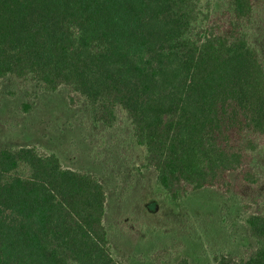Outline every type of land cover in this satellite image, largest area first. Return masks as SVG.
Wrapping results in <instances>:
<instances>
[{"label": "trees", "instance_id": "1", "mask_svg": "<svg viewBox=\"0 0 264 264\" xmlns=\"http://www.w3.org/2000/svg\"><path fill=\"white\" fill-rule=\"evenodd\" d=\"M254 11V0H0V83L66 87L98 122L128 123L142 168L171 201L204 188L264 191ZM105 212L91 174L36 147L0 148V264H123ZM244 223L254 249L217 264H264V212Z\"/></svg>", "mask_w": 264, "mask_h": 264}, {"label": "rangeland", "instance_id": "2", "mask_svg": "<svg viewBox=\"0 0 264 264\" xmlns=\"http://www.w3.org/2000/svg\"><path fill=\"white\" fill-rule=\"evenodd\" d=\"M248 29L264 56V0H254ZM70 91L36 92L12 77L0 83V148L36 147L55 154L65 169L94 176L106 194L104 225L113 257L123 264H217L220 255L246 258L254 249L244 219L264 212V191L243 187L222 193L204 188L181 201L167 199L155 173L141 166L142 150L122 119L107 126ZM24 105H29L24 110ZM264 152V148L262 150ZM229 178L234 181V175Z\"/></svg>", "mask_w": 264, "mask_h": 264}]
</instances>
